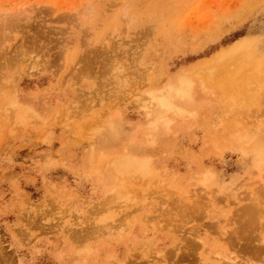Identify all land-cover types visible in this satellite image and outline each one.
<instances>
[{
    "label": "rangeland",
    "instance_id": "obj_1",
    "mask_svg": "<svg viewBox=\"0 0 264 264\" xmlns=\"http://www.w3.org/2000/svg\"><path fill=\"white\" fill-rule=\"evenodd\" d=\"M262 235L264 0H0V264H264Z\"/></svg>",
    "mask_w": 264,
    "mask_h": 264
},
{
    "label": "bare ground",
    "instance_id": "obj_2",
    "mask_svg": "<svg viewBox=\"0 0 264 264\" xmlns=\"http://www.w3.org/2000/svg\"><path fill=\"white\" fill-rule=\"evenodd\" d=\"M230 58V57H229ZM228 58V59H229ZM232 59V58H231ZM230 60V59H229ZM228 60V61H229ZM234 60V59H232ZM238 84V83H237ZM203 85V84H202ZM178 90H177V94L181 97L183 96H188L190 95V90H189V86L187 85V82L184 81V80H180L179 81V85L177 86ZM240 87V86H239ZM249 91L247 90H242L241 89L239 90V94L238 96V99H243L242 97L245 96V94H248ZM248 96V95H246ZM202 97V96H201ZM246 98V97H245ZM246 99H243V101H245ZM248 100V99H247ZM246 100V101H247ZM239 101V100H238ZM245 101V102H246ZM241 103V101H239ZM11 105L13 106H16V108L19 110V109H23L20 107L18 101L16 100V98H13V100L10 102ZM158 105H160L161 107L165 108L166 112H170V113H173L174 115H177V116H181V115H184L185 113H187V110L182 108L180 105H177L175 103H173L172 101L168 100L166 101L165 99H160L158 102ZM246 104V103H245ZM244 105V104H243ZM242 106V105H241ZM19 112V111H18ZM29 113H31L30 111H28ZM17 117H20L25 119L26 118V113L24 112H19V114L17 113ZM161 117V115H160ZM163 117V115H162ZM161 117V118H162ZM167 119V118H166ZM157 122V121H156ZM166 122V121H165ZM169 122V121H168ZM156 127V126H155ZM145 161L146 159H143V158H139V157H136L135 156H132V155H120V156H117L115 157V159L112 161V168L114 169V171L116 172L117 175H119V180L120 182H122L124 180V176L126 174H129V173H132V172H139V171H142L144 170L145 168ZM146 174H149V172H146ZM259 175V173H258ZM260 176V175H259ZM213 174L212 172L210 171H203L201 173V176L199 177V182L204 185V186H210L212 184V181L213 180ZM124 182V181H123ZM118 186V185H117ZM120 186V185H119ZM118 187H115L113 188V191L117 190ZM119 190V189H118ZM250 213V212H249ZM249 215V214H248ZM114 233V232H113ZM121 235V232L118 233ZM263 236V235H262ZM264 237V236H263ZM264 242V240H262ZM132 253V252H131ZM228 254V253H227ZM231 254V253H230ZM143 256L146 257V259L149 258V256H146L145 253H142ZM141 255V256H142ZM161 257V256H160ZM226 259V263L225 264H228L229 262L232 264H237V262L235 261L236 258L235 257H231L230 256H226L225 257ZM224 260V259H223ZM222 264V263H221Z\"/></svg>",
    "mask_w": 264,
    "mask_h": 264
}]
</instances>
